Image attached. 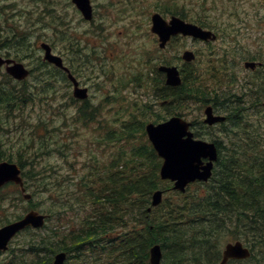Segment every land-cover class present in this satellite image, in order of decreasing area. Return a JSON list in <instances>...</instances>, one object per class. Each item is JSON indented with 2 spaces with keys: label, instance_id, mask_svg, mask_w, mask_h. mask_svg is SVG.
Here are the masks:
<instances>
[{
  "label": "trees",
  "instance_id": "obj_1",
  "mask_svg": "<svg viewBox=\"0 0 264 264\" xmlns=\"http://www.w3.org/2000/svg\"><path fill=\"white\" fill-rule=\"evenodd\" d=\"M39 70L48 74L51 69ZM49 77H42L37 92L26 80L18 82L17 87L8 80L0 86V119L14 115L24 120L23 111L28 106H38L47 115L39 114L31 124L35 134L25 145L7 155L0 149V160L20 166L24 187L30 193V198L24 199L18 185L6 184L0 188V213L6 202L16 207L20 201L25 204L24 210L36 209L47 215L45 225L33 230L32 237L25 235L16 247L23 252L14 251V259L4 264H50L58 251H65L66 259L76 264H150L149 250L156 243L161 247L163 264H220L221 244L236 239L248 243L254 259L227 264H250L254 260L264 264L261 132L249 128L250 132L244 133V128L243 134H236L223 128L225 135L234 138L227 143L216 142L218 158L210 179L190 184L185 192L172 191L171 183L159 177L161 159L145 134L146 120L138 119L128 104L121 102L114 114L116 119L106 121L95 120L94 106L82 105L74 122L93 136L82 142H67L63 130L68 127L66 115L62 112V118H54L61 111L48 96ZM134 80L145 82L141 75ZM167 89L163 105L168 113H179L183 104L195 102L194 96L203 92L192 77H184L180 85ZM114 100L117 95L105 97L103 102ZM58 120L61 123L56 125ZM79 127L74 128L76 134ZM57 132L62 135L57 136ZM50 154L60 155L68 163L63 173L47 163ZM158 188L166 193L152 207L150 197ZM36 193L43 194L40 203L34 199ZM54 214L59 221L49 224ZM67 216L70 219L65 221ZM26 256L31 259L25 260Z\"/></svg>",
  "mask_w": 264,
  "mask_h": 264
},
{
  "label": "rangeland",
  "instance_id": "obj_2",
  "mask_svg": "<svg viewBox=\"0 0 264 264\" xmlns=\"http://www.w3.org/2000/svg\"><path fill=\"white\" fill-rule=\"evenodd\" d=\"M93 6V20L87 21L83 18L80 10L76 7L72 0H0V55L17 58L23 61L24 65L33 69V74L26 80L29 88L35 92L40 91V83L42 77L45 80L54 70L51 65L42 61L43 50L39 46L40 42L45 41L50 44L54 52L64 54L68 60H72L73 67L79 79L86 85L90 86L94 96L91 102L98 103L100 99L117 95V100L113 102H101L104 104V110L98 117L101 121L116 119V108L121 102L128 104L129 110L136 113L138 119L160 122L175 113H168V110L157 103L154 97L150 96V77L152 76L155 62L159 60L161 54L164 53L165 59L171 61L172 64L179 67L181 63L180 56L184 50H196L197 58L192 65H197L202 76L201 80L204 86L209 88L211 84H219V79L212 80L210 78L211 59L217 56L219 61L224 57L225 47H218L213 44H197L189 37L178 36L167 45L165 51L160 50L157 46L155 36L150 32L151 14L159 11L165 18L170 15H179L183 13L185 18L190 20L198 19L208 20L212 23L221 24L225 22V9L230 8V2L227 0H90ZM239 1V0H238ZM240 5L243 9H248L251 1L243 0ZM253 2V1H252ZM178 13V14H172ZM221 13V15L219 14ZM224 33V32H222ZM217 47L218 54H214L212 49ZM79 52H71L76 49ZM223 54V55H222ZM116 56V62L115 60ZM218 61V62H219ZM45 65L42 66L41 64ZM50 66L48 74L40 72L39 69L46 71V67ZM207 69L209 72H207ZM142 72L147 79L146 82L137 84L133 81V75ZM49 75V76H47ZM0 81L2 76L0 74ZM50 90L49 95L52 97V103L61 105L67 103L66 106L60 108L61 112H57L54 118L63 117L65 113L66 123L68 127L65 130L66 141L75 142L84 141L90 135L89 129H83L82 125L74 122L76 115L75 105L68 100V93L71 87L63 80L49 77ZM16 84V83H15ZM9 86V85H8ZM18 84H16V87ZM118 92H116V88ZM221 90H225L221 87ZM198 94H200L198 96ZM45 94L40 97H44ZM198 97L206 98L209 93H197ZM102 99V100H103ZM231 99V98H229ZM230 103V102H229ZM36 104H39L37 102ZM202 102L195 100L189 104H183V109L177 111L187 121L196 123V129L199 131L198 137L202 139H222L223 143H227L232 136H225L221 127L206 128L202 125L204 117ZM28 106L23 112L24 120L14 115L10 117H2L0 119V149L3 154L7 155L11 151H16L21 145L30 140L35 134L31 124L35 122L39 114L47 115L38 106ZM39 108V107H38ZM242 106H233L232 111H226L225 114L230 119L237 113H245L250 116L254 125L261 127L259 132L264 134V114L248 110L239 111ZM222 113L224 111H221ZM121 115V114H120ZM240 115V114H237ZM262 121L259 125V121ZM61 120L56 122L60 124ZM230 123L228 122L227 125ZM237 126L239 122H233ZM79 125V132L76 134L75 126ZM232 125V124H231ZM245 128V127H243ZM209 131H212L211 137ZM250 129H244V133H249ZM58 133V132H57ZM76 134V135H75ZM233 134V133H232ZM243 134V131H242ZM62 134H57L61 136ZM56 136V137H57ZM93 134L90 135V138ZM89 144V143H88ZM76 146V143H74ZM89 148H92L90 146ZM76 150H72L75 153ZM84 159V155L82 156ZM45 161V160H44ZM47 163H50L58 172L63 173L66 170L64 158L60 155L50 154L47 156ZM13 194H16L15 191ZM40 203L43 194L36 193L35 198ZM45 203H48L45 201ZM43 203V205L45 204ZM42 205V204H41ZM25 204L18 201L16 207H12L8 202L3 205L0 213V226L14 219V214L26 212ZM38 209H40L37 206ZM71 215V212H67ZM21 214V215H22ZM70 218L65 217V221ZM59 220L54 214L49 219L50 223H56ZM69 223V222H68ZM64 226V225H62ZM33 230L22 232L16 235L8 249L0 253V264H4L9 259H14L12 253L15 251L21 253L23 251L16 250L25 240V235L32 237ZM248 245L247 242H244ZM225 242L221 244V249ZM249 246V245H248ZM31 257L25 258V260ZM254 259V258H252ZM17 260L21 263V256ZM24 260V261H25ZM76 264L73 259H66L64 264ZM256 264V260L250 264Z\"/></svg>",
  "mask_w": 264,
  "mask_h": 264
},
{
  "label": "water",
  "instance_id": "obj_3",
  "mask_svg": "<svg viewBox=\"0 0 264 264\" xmlns=\"http://www.w3.org/2000/svg\"><path fill=\"white\" fill-rule=\"evenodd\" d=\"M77 8L81 11L84 18L89 19L92 15V7L90 0H72ZM151 30L155 32L160 40V46H164L170 35L182 33L192 35L194 37L207 38L208 31L202 30L195 24L185 22L176 16H171L169 21L165 20L160 14L154 13L151 16ZM45 50L44 59L61 66V58L51 53L50 47L46 43H41ZM182 57L186 60L193 58L190 51H184ZM0 58V65L6 63V70L17 79L24 78L28 71L23 64ZM161 70L166 73V82L170 85H179L181 80L176 66H161ZM70 77H72L70 75ZM73 79V78H72ZM74 96L84 98L85 89L75 88ZM205 122L212 124L221 121L224 116H216L212 114L211 107L205 108ZM190 122L178 115L158 122H148L145 125L146 134L156 150L158 156L162 159L159 175L160 178L168 179L173 182L172 189L185 191L186 186L194 181H207L213 168V162L217 159L216 145L212 141L195 139L193 133L188 129ZM204 159H206L204 161ZM20 169L16 163L10 161L0 162V186L14 181L22 185L20 177ZM161 189L155 190L151 195V205L156 206L162 200ZM29 198V194L24 195ZM45 215L36 210L26 212L21 218L9 222L0 227V250L7 247L10 238L20 229L28 225L40 227L44 223ZM250 255L248 247L244 246L242 241L227 242L222 249L221 264H225L228 259H242ZM66 257L65 252H58L54 255L51 264H63ZM162 252L158 243L152 245L149 251L150 264H162Z\"/></svg>",
  "mask_w": 264,
  "mask_h": 264
},
{
  "label": "flooded vegetation",
  "instance_id": "obj_4",
  "mask_svg": "<svg viewBox=\"0 0 264 264\" xmlns=\"http://www.w3.org/2000/svg\"><path fill=\"white\" fill-rule=\"evenodd\" d=\"M227 1L230 2V8L225 9V22L217 24L204 19L201 21L196 19L199 27L211 32V35L209 34L210 38H191L197 44H215L218 47L224 45L225 52L222 60L219 61L217 56H215V58L211 59V64L209 65L211 68L210 78L212 80L219 79L221 82L215 85L211 84L209 88L205 87L203 80L199 79L202 77L200 76L202 74L200 68L197 65H191V62H183L181 60L179 70L182 79L185 77V80H187L192 77L193 82L198 87L203 88L204 93H209V96L206 98L198 97L200 94L194 96L196 100L202 102L201 106H203V110L209 105L214 115H222L225 117L224 120L213 124H207L203 117L201 126H206L208 129L215 126L217 128L230 126L229 128H225L228 129L227 133L230 131L239 134L242 133L243 127L249 124L253 125L254 122L245 113H237L240 115L235 114L230 119V116L225 114L226 111H232L233 106H242L239 111L244 110L248 112V110H252L261 116L264 114V0H248L251 1V7L248 9L240 7L244 3L243 0ZM219 14L221 15V13ZM180 36L184 37L182 35ZM211 37L214 38L211 39ZM217 49V47L213 46L212 51L214 54L219 53ZM195 51V60L193 63L197 58ZM0 56L2 58H13L9 56L4 57L3 55ZM161 64H163L162 60H158L154 65L153 72H151L150 96L154 97L157 103L163 105L165 102L163 96L166 95L169 85L166 83L165 74L158 68ZM69 67H71V62L69 63ZM71 68V70L74 69L73 65ZM207 72H209L208 69ZM62 73L66 75L63 71ZM156 80L158 82L155 83ZM79 82L88 89L89 97L87 99L91 101L90 97L94 96V94L90 86L83 83L81 79H79ZM69 86L71 87V84ZM221 87H224L225 90H221ZM99 107L102 106L97 105V109ZM221 111L224 112L222 113ZM228 122L230 123L229 125H227ZM233 122H239V124L234 126ZM261 122L260 120L259 125ZM195 124L191 122L192 131L198 137L199 131L196 129ZM219 130H223V128ZM208 133H210L209 137H211V133L213 132L209 131ZM261 136L264 139V134ZM213 137L211 139L223 143V137L222 139Z\"/></svg>",
  "mask_w": 264,
  "mask_h": 264
}]
</instances>
